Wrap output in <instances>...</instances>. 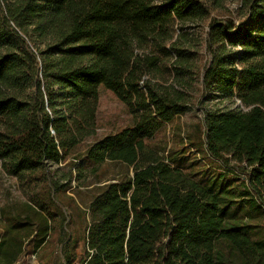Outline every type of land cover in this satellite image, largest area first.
I'll return each mask as SVG.
<instances>
[{"label":"trees","instance_id":"16d2710c","mask_svg":"<svg viewBox=\"0 0 264 264\" xmlns=\"http://www.w3.org/2000/svg\"><path fill=\"white\" fill-rule=\"evenodd\" d=\"M0 163V264H264V0H0Z\"/></svg>","mask_w":264,"mask_h":264},{"label":"rangeland","instance_id":"374dc122","mask_svg":"<svg viewBox=\"0 0 264 264\" xmlns=\"http://www.w3.org/2000/svg\"><path fill=\"white\" fill-rule=\"evenodd\" d=\"M100 107L98 110V135L99 137L105 135L106 133L117 132L123 128L129 127L134 124L133 118L127 111L125 107L116 96L109 90L105 88L100 89ZM219 99L209 98L207 104L209 106H216ZM225 105V104H222ZM191 117L189 115L182 116L178 123L185 124L189 122ZM177 123V122H176ZM165 140H168V149L174 146V141L172 140L171 129L169 125L164 134ZM129 173L132 175V169H128L125 166L118 164L111 165V172L106 176H111V178H119V176ZM92 178V177H91ZM92 180V179H91ZM77 182L72 183V188L69 191L76 189ZM81 189H85L81 187ZM21 193L19 190L18 180L14 176L6 174L2 170L0 163V208L9 201H15L21 198ZM81 245L78 246V253L80 254ZM65 260L60 248L56 249L50 256L45 260L40 261L35 255L28 256L24 264H64ZM75 264H78L75 263Z\"/></svg>","mask_w":264,"mask_h":264}]
</instances>
